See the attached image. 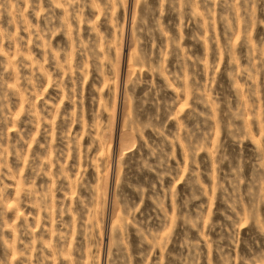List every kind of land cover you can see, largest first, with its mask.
<instances>
[{
	"label": "rangeland",
	"instance_id": "obj_1",
	"mask_svg": "<svg viewBox=\"0 0 264 264\" xmlns=\"http://www.w3.org/2000/svg\"><path fill=\"white\" fill-rule=\"evenodd\" d=\"M0 264H264V0H0Z\"/></svg>",
	"mask_w": 264,
	"mask_h": 264
}]
</instances>
